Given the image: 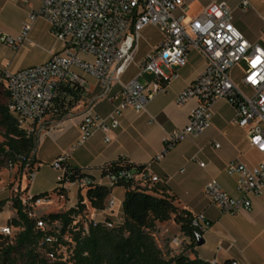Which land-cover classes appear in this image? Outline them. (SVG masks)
Instances as JSON below:
<instances>
[{
	"label": "built area",
	"instance_id": "built-area-1",
	"mask_svg": "<svg viewBox=\"0 0 264 264\" xmlns=\"http://www.w3.org/2000/svg\"><path fill=\"white\" fill-rule=\"evenodd\" d=\"M38 1L39 9L30 13L29 22L24 24L17 38L0 32L1 42L17 46L27 38L32 22L43 17L50 24L52 34L63 44L62 50L45 63L16 72H1L0 81L8 93L9 110L27 134H32L34 126L46 118L68 110V100H61V90L75 87L86 92V76L98 82L100 98L108 97L113 88L119 86V103L107 118L88 111L79 126L77 144H84L99 130L105 133L115 130L126 109L146 111L150 101L178 76L177 70L186 66L188 54L193 49L206 59V67L175 101L182 106L195 100L196 106L191 110L186 126L172 130L163 138L164 148L157 159L177 143L206 131L212 124V107L218 99H225L234 107L235 123L247 130L250 145L264 154V46L244 37L234 24L233 12L227 2H212L200 14L186 20V0ZM23 2L29 3V0ZM246 4L245 0L243 5ZM149 26L159 29L160 43L144 58L136 76L124 82V76L137 56L141 33ZM241 62L245 67L238 79L251 93L241 90L232 75ZM107 140H110L108 136ZM65 160L66 157L61 155L52 164L63 171L58 176V190L65 193L69 185L79 190L105 186L110 190L105 210L111 212L116 206L112 196L114 187L127 183L155 187L160 181L158 176L150 175L145 166L139 169L126 158L121 162L129 168L112 170L106 164L100 169L99 179H94L85 168L72 169ZM200 165L204 166V163ZM227 171L238 176L236 190L239 196L229 195L215 179L206 184V196L225 213L250 210L249 194H260L264 187V161L249 168L233 160L228 163ZM34 173L28 171L29 181L33 180ZM56 193L59 197L65 196ZM49 198L32 201V196H28V200L22 201L26 206L38 205ZM28 212L30 217H35L30 210ZM89 221L97 222L95 219ZM37 224L41 228L49 227L42 220ZM192 224L200 234L210 225L203 214L195 215ZM0 233L7 235L10 228L4 227ZM55 240L54 234L47 237V241ZM47 257L55 259L53 253H48Z\"/></svg>",
	"mask_w": 264,
	"mask_h": 264
},
{
	"label": "crops",
	"instance_id": "crops-1",
	"mask_svg": "<svg viewBox=\"0 0 264 264\" xmlns=\"http://www.w3.org/2000/svg\"><path fill=\"white\" fill-rule=\"evenodd\" d=\"M215 1L227 2L233 12L234 24L244 37L251 43L264 46V0H246V5H243L245 0H186V20L194 18ZM36 2L39 3L38 0H29V3L0 0V31L4 34L2 26H5V33L17 38L29 21L28 15L39 9L40 3L36 6ZM19 4L26 5L24 19L16 25L4 24L3 15H9L13 7ZM160 40L142 55L138 71L144 58ZM62 48L63 44L52 34L47 20L38 17L32 22L29 34L21 44L12 46L0 41V73L6 70L16 72L45 63ZM141 49L139 41L138 53ZM205 67L206 59L198 51L190 50L186 66L177 70L178 76L166 90L150 101L146 111L126 109L119 118L118 128L109 133L99 130L84 144L78 145L79 126L85 114L89 111L107 118L119 103V86H115L108 97L100 98L98 82L86 76L88 90L79 100L62 114L48 117L34 126L33 157L37 173L31 181L26 178L22 180L21 191L27 197L45 192L55 193L59 172L52 164L61 155L66 157L65 161L70 167L85 168L94 179L101 177L100 169L104 165L126 158L134 165L145 166L150 175L159 177L160 181L154 187L156 194L172 196L180 209L193 215L203 214L210 224L202 233L204 243L201 246H192L190 237L180 233L168 248L171 255L175 252L216 264H264V187L260 194H249L252 203L250 210L243 209L236 214L222 212L205 194L206 184L215 179L225 192L238 197V176L227 171L228 163L237 160L252 168L264 161V154L250 145L247 130L235 123V109L227 100L218 99L214 103L212 124L206 131L177 143L161 159H157L164 148L163 138L172 130L186 126L189 114L196 106L195 100L177 105V95L197 79ZM244 67L245 63L241 62L235 68ZM135 76H129L127 71L124 82ZM233 77L241 90L251 93L238 79L239 74ZM107 136L110 140H107ZM216 144L219 147H215ZM200 163H204V166ZM34 187L37 189L32 192ZM49 189L53 191L49 192ZM125 191L124 186L114 187V211L90 208L88 219L120 223ZM65 193L68 198L69 189Z\"/></svg>",
	"mask_w": 264,
	"mask_h": 264
},
{
	"label": "trees",
	"instance_id": "trees-1",
	"mask_svg": "<svg viewBox=\"0 0 264 264\" xmlns=\"http://www.w3.org/2000/svg\"><path fill=\"white\" fill-rule=\"evenodd\" d=\"M1 84L4 86L2 81ZM83 93L80 88L65 87L61 90V100H68L67 105L70 107ZM6 95L8 104L0 105V128L3 130L0 163H20L28 167L29 172L35 171V138L19 127L9 110L7 92ZM107 165H110L112 170L130 167L123 165L121 159ZM142 167L144 166H139V169ZM124 187L126 191L122 205L123 216L118 224L110 220L94 223L87 217L90 208L105 210L110 194V190L105 186L88 188L87 202H84V197L80 195L75 207H70L64 212H51L39 218L30 217V209L23 204L22 199L14 198L12 205L16 216L11 218L8 224L20 228V231L10 237L0 233V264H51L52 260L47 254L53 253L55 258L61 259L62 253L58 250L62 246H68V262L71 264H211L182 254L171 255L155 238L159 224L174 220L180 226V231L190 237L191 245L196 246L197 232L192 224L195 215L180 209L172 196L156 194L154 187H140L130 183ZM57 191L58 194L63 193L58 190V186ZM49 196L48 192L34 195L32 201ZM7 201L0 199V213ZM86 210V224L80 221L75 223L76 218ZM39 220L45 221L49 227H39ZM55 224L60 226L59 230L53 226ZM51 234L56 236L54 242L47 241Z\"/></svg>",
	"mask_w": 264,
	"mask_h": 264
},
{
	"label": "rangeland",
	"instance_id": "rangeland-1",
	"mask_svg": "<svg viewBox=\"0 0 264 264\" xmlns=\"http://www.w3.org/2000/svg\"><path fill=\"white\" fill-rule=\"evenodd\" d=\"M36 6L39 5L38 2L35 3ZM26 5L19 4L17 7H13V9L8 14H4L2 21L4 24L9 25H16L17 23H20L25 15H26ZM30 15V14H29ZM28 15V20H29ZM29 22V21H28ZM27 23V22H26ZM42 27V25H40ZM4 34L9 35L5 33V26H2ZM1 32V31H0ZM161 38V33L158 28L156 27H149L142 31V37L140 40L142 49L141 52L138 53V55L135 58V61L132 63V65L128 69V75L134 76L138 72V62L142 58V55L154 44H157ZM240 64V63H239ZM243 65V64H242ZM242 71V68H235L233 70V75H240ZM143 82V79H141ZM8 104L6 91L4 89V86L0 85V105H6ZM3 140V130L0 128V141ZM54 168V167H53ZM60 176L62 174V170L56 169ZM37 172L34 173V176ZM26 178L28 179V167L23 166L20 163L11 164L8 161H3L0 163V199L1 200H8L3 211L0 213V232L4 227L10 228V233L7 234L9 237L12 235H15L18 231H20V228L10 226L9 220L16 216V211L13 208L12 200L16 197L21 198L23 201L28 200L27 196L23 191H21L22 180ZM58 179V178H57ZM69 189V197L66 196L59 197L57 193L50 194V198L46 200V202L42 204H29L27 205V208L30 209L31 213L39 218L41 216H46L51 212H64L67 211L70 206L78 204L80 195L84 197V201L87 202L86 193L87 189L79 190L76 186H68ZM37 187L32 188V192L36 191ZM49 192H52V189L48 190ZM87 210L84 211V213L77 217L75 220V223L80 221L83 224H86L88 221L86 218ZM9 225V226H8ZM57 230L60 229V226L58 224L53 225ZM59 232V231H58ZM182 234L180 231V226L174 222V220H170L168 222L162 223L158 225V229L155 232V238L158 242V244L164 249L167 250L170 246V244H174V240L179 236V234ZM4 234V233H2ZM6 235V234H5ZM59 252L62 253V258L58 259H52L51 264H71L68 262V257L70 254V250H68V246H62L59 250ZM174 255H178L174 252Z\"/></svg>",
	"mask_w": 264,
	"mask_h": 264
},
{
	"label": "water",
	"instance_id": "water-1",
	"mask_svg": "<svg viewBox=\"0 0 264 264\" xmlns=\"http://www.w3.org/2000/svg\"><path fill=\"white\" fill-rule=\"evenodd\" d=\"M196 242L198 246H201L204 243L202 234H199V233L196 234Z\"/></svg>",
	"mask_w": 264,
	"mask_h": 264
}]
</instances>
